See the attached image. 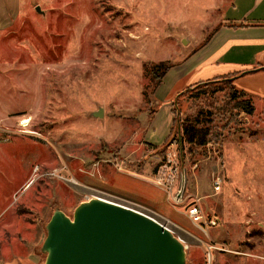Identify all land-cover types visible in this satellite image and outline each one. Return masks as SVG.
Returning a JSON list of instances; mask_svg holds the SVG:
<instances>
[{"label":"rangeland","instance_id":"1","mask_svg":"<svg viewBox=\"0 0 264 264\" xmlns=\"http://www.w3.org/2000/svg\"><path fill=\"white\" fill-rule=\"evenodd\" d=\"M21 6L18 20L0 31V264H42L54 210L72 217L93 197L172 229L186 246L187 264H264V80L252 72L234 80L253 98L252 116L228 105L224 78L173 97L181 119L201 108L212 112L213 139L205 146L185 143L181 150L178 129L162 144L144 138L160 104L149 65L186 58L225 15H239L230 0ZM99 108L103 116H94ZM173 139L186 202L198 198L217 221L206 232L188 217L186 203L173 204L155 181Z\"/></svg>","mask_w":264,"mask_h":264},{"label":"water","instance_id":"2","mask_svg":"<svg viewBox=\"0 0 264 264\" xmlns=\"http://www.w3.org/2000/svg\"><path fill=\"white\" fill-rule=\"evenodd\" d=\"M103 114V108L93 112ZM46 231L42 264H187L186 246L172 229L101 197L81 202L72 217L56 208Z\"/></svg>","mask_w":264,"mask_h":264},{"label":"crops","instance_id":"3","mask_svg":"<svg viewBox=\"0 0 264 264\" xmlns=\"http://www.w3.org/2000/svg\"><path fill=\"white\" fill-rule=\"evenodd\" d=\"M230 2L232 13L239 15H225L206 44L165 74L156 91L160 104L151 116L152 130L146 131V141L162 144L167 140L175 119L173 97L187 87L223 76H232L234 82L238 76L251 72L264 80V0ZM242 11L244 14H240ZM21 15V0H0V31L8 29ZM24 239L26 245L29 237Z\"/></svg>","mask_w":264,"mask_h":264},{"label":"trees","instance_id":"4","mask_svg":"<svg viewBox=\"0 0 264 264\" xmlns=\"http://www.w3.org/2000/svg\"><path fill=\"white\" fill-rule=\"evenodd\" d=\"M218 28L219 26H216L214 29H212L211 32L207 35L206 38H204V40L199 46L201 47L204 44H206ZM180 62H181L180 60L173 61V62L171 60H163V61H159L158 63L149 65V73L152 76L151 81L155 82L154 89L155 87L160 85L165 74L172 67H174ZM222 78H224L223 80H227L226 84L227 86H229L228 105H232V108H233L232 110L233 111L238 110L240 114L245 113L248 116L254 115L256 112V106H255L253 98L250 95H248V93L245 92L244 90L237 88L233 80L228 79L229 78L228 76L217 77L212 82L200 81V82H197L196 85L199 86L203 84L205 86H209L210 83L217 82L218 80ZM147 86H149V84H147ZM177 109L178 108H175L174 112H177ZM211 116H212V112L205 111L203 108L198 109L192 116H186L183 119L175 115L174 124L171 128V132L168 138L170 139V137L172 136L171 134H173L175 129H178L180 130V132L177 131V136L181 143V150L183 149L182 146H184L185 143L189 145V148L205 146L213 139L212 137L213 131L211 127V123H212ZM231 116L233 117V115Z\"/></svg>","mask_w":264,"mask_h":264},{"label":"built area","instance_id":"5","mask_svg":"<svg viewBox=\"0 0 264 264\" xmlns=\"http://www.w3.org/2000/svg\"><path fill=\"white\" fill-rule=\"evenodd\" d=\"M178 140L173 139L170 143V148H174L171 152L166 154L165 160L161 161L156 172L155 181L160 187H163L165 191L171 197L173 204H183L186 203V208L188 209V217L194 222L195 225L200 227L206 232V229L210 225H216L217 221L214 218H210L204 214L202 205L198 198H194L189 203L186 202L189 198L186 192V178L184 171L182 172L179 166V155L177 149ZM222 178L216 176L213 180V187L215 191L221 190ZM188 203V204H187ZM211 247V246H210Z\"/></svg>","mask_w":264,"mask_h":264},{"label":"bare ground","instance_id":"6","mask_svg":"<svg viewBox=\"0 0 264 264\" xmlns=\"http://www.w3.org/2000/svg\"><path fill=\"white\" fill-rule=\"evenodd\" d=\"M27 119H28V118H26V119H23V122H22V123H23V125H27V124H28V123H27ZM28 121H29V120H28ZM101 198H102V197H101ZM104 199H105V198H104ZM107 200H108V199H107Z\"/></svg>","mask_w":264,"mask_h":264}]
</instances>
